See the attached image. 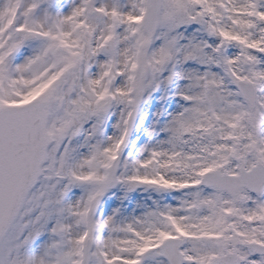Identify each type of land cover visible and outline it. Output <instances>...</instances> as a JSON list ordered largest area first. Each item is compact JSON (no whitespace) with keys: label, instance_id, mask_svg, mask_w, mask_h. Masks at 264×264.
I'll use <instances>...</instances> for the list:
<instances>
[{"label":"snow or ice","instance_id":"obj_1","mask_svg":"<svg viewBox=\"0 0 264 264\" xmlns=\"http://www.w3.org/2000/svg\"><path fill=\"white\" fill-rule=\"evenodd\" d=\"M0 264H264V0H0Z\"/></svg>","mask_w":264,"mask_h":264}]
</instances>
